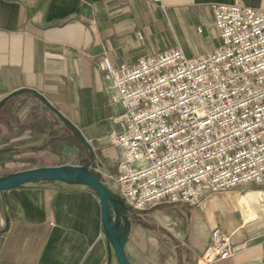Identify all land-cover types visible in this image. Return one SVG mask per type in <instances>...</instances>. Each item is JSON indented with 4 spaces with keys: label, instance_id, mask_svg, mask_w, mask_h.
Instances as JSON below:
<instances>
[{
    "label": "crops",
    "instance_id": "0c3cea01",
    "mask_svg": "<svg viewBox=\"0 0 264 264\" xmlns=\"http://www.w3.org/2000/svg\"><path fill=\"white\" fill-rule=\"evenodd\" d=\"M235 2L264 11V0H0V104L20 91L37 95L59 123L93 140L92 152L65 146L86 153L116 191L120 151L108 134L119 108L97 62L105 55L115 68L130 66L175 47L189 58L212 52L219 38L210 6ZM121 216L129 264H198L217 228L238 251L215 264H264V185ZM0 264H117L97 195L56 180L0 190Z\"/></svg>",
    "mask_w": 264,
    "mask_h": 264
},
{
    "label": "built area",
    "instance_id": "2783aa9c",
    "mask_svg": "<svg viewBox=\"0 0 264 264\" xmlns=\"http://www.w3.org/2000/svg\"><path fill=\"white\" fill-rule=\"evenodd\" d=\"M210 11L212 52L189 58L175 47L130 66L115 68L105 55L97 62L119 108L108 134L120 151L114 186L135 211L264 185V11L240 2ZM237 251L217 228L198 264Z\"/></svg>",
    "mask_w": 264,
    "mask_h": 264
},
{
    "label": "rangeland",
    "instance_id": "374dc122",
    "mask_svg": "<svg viewBox=\"0 0 264 264\" xmlns=\"http://www.w3.org/2000/svg\"><path fill=\"white\" fill-rule=\"evenodd\" d=\"M23 101L24 99L19 97L10 102L7 106L10 114L21 110L24 103ZM31 103L32 102L26 103V106ZM47 123L56 126V138L52 141L51 146H46L49 139H45L43 135L34 131H22L13 124L6 128L0 125V179L19 172H29L44 168L39 163L41 160L49 165L46 168L51 169L60 166L81 167L85 163L92 166L91 163L93 160L89 161L86 153L77 152L73 148H69L60 143L59 137L64 133L61 129V123L55 120L51 115L47 116ZM11 126L15 128V130H12ZM99 178L107 183V179L102 176H99ZM110 193L115 198L117 192L110 189ZM119 205L123 210H129L130 208L123 201H120Z\"/></svg>",
    "mask_w": 264,
    "mask_h": 264
},
{
    "label": "water",
    "instance_id": "95a60500",
    "mask_svg": "<svg viewBox=\"0 0 264 264\" xmlns=\"http://www.w3.org/2000/svg\"><path fill=\"white\" fill-rule=\"evenodd\" d=\"M37 98L44 103L41 98L38 96ZM81 140L83 145L89 147L92 152L90 145L82 138ZM92 168L90 164H85L81 167L60 166L53 169L41 168L29 172H19L0 179V190L42 180L73 181L88 187L99 199L102 226L108 244L113 250L117 264H129L124 254L125 230L119 221L120 217H122V209L119 204L123 200L118 195H115V198L111 195L110 190L101 182L100 175L94 172Z\"/></svg>",
    "mask_w": 264,
    "mask_h": 264
},
{
    "label": "trees",
    "instance_id": "16d2710c",
    "mask_svg": "<svg viewBox=\"0 0 264 264\" xmlns=\"http://www.w3.org/2000/svg\"><path fill=\"white\" fill-rule=\"evenodd\" d=\"M19 97L24 99L23 107L21 110L10 114V111L7 109L8 104ZM28 102L32 103L26 106ZM48 115L53 116L56 120L54 112L46 104L42 103L34 93L28 91L17 92L3 100L0 104V125L6 128L13 124L22 131L30 130L41 135L47 134L49 139L48 145L51 146L52 141L56 138V126L47 123ZM61 129L64 132L63 135L59 137V141L62 145L83 146L81 138L73 128L61 123ZM39 163L44 168L48 166L43 160Z\"/></svg>",
    "mask_w": 264,
    "mask_h": 264
},
{
    "label": "bare ground",
    "instance_id": "6f19581e",
    "mask_svg": "<svg viewBox=\"0 0 264 264\" xmlns=\"http://www.w3.org/2000/svg\"><path fill=\"white\" fill-rule=\"evenodd\" d=\"M259 199V198H258ZM242 207H246V208H250V204L247 198L242 199V201L240 202ZM245 212V211H244ZM248 214V213H247Z\"/></svg>",
    "mask_w": 264,
    "mask_h": 264
}]
</instances>
